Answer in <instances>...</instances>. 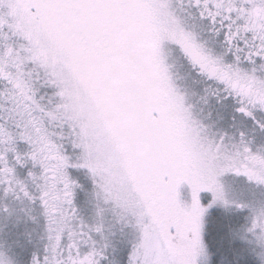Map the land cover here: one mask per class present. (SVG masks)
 Masks as SVG:
<instances>
[{
    "label": "snow or ice",
    "instance_id": "1",
    "mask_svg": "<svg viewBox=\"0 0 264 264\" xmlns=\"http://www.w3.org/2000/svg\"><path fill=\"white\" fill-rule=\"evenodd\" d=\"M13 202L0 264H264V0H0Z\"/></svg>",
    "mask_w": 264,
    "mask_h": 264
},
{
    "label": "rangeland",
    "instance_id": "2",
    "mask_svg": "<svg viewBox=\"0 0 264 264\" xmlns=\"http://www.w3.org/2000/svg\"><path fill=\"white\" fill-rule=\"evenodd\" d=\"M205 86L206 85L200 82H194L192 78L189 79L188 88H189V92L193 94L192 95L193 102L198 103L199 96L202 93V89ZM204 111L205 113H207L208 111H212L214 113V118H215L216 114L223 110L220 109L218 106L209 103L208 105L204 106ZM11 207L13 210V215L11 218L5 219L3 217H0V230H2V232L6 235V237H12L17 233L19 228L22 231L30 232L33 240H35L36 236L38 235L39 229L36 228V226L31 223H29L27 226L23 224L24 213L27 211L26 205L20 202H13ZM85 214L87 213L85 212ZM17 217H19L21 220V223L19 225L16 224ZM33 229H35V231H33Z\"/></svg>",
    "mask_w": 264,
    "mask_h": 264
}]
</instances>
